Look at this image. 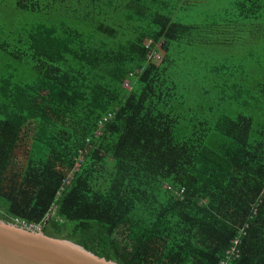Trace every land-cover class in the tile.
<instances>
[{"label": "trees", "instance_id": "16d2710c", "mask_svg": "<svg viewBox=\"0 0 264 264\" xmlns=\"http://www.w3.org/2000/svg\"><path fill=\"white\" fill-rule=\"evenodd\" d=\"M0 218L264 264V0H0Z\"/></svg>", "mask_w": 264, "mask_h": 264}, {"label": "water", "instance_id": "95a60500", "mask_svg": "<svg viewBox=\"0 0 264 264\" xmlns=\"http://www.w3.org/2000/svg\"><path fill=\"white\" fill-rule=\"evenodd\" d=\"M0 264L121 263L99 256L69 238L45 234L40 226L31 229L0 218Z\"/></svg>", "mask_w": 264, "mask_h": 264}, {"label": "built area", "instance_id": "2783aa9c", "mask_svg": "<svg viewBox=\"0 0 264 264\" xmlns=\"http://www.w3.org/2000/svg\"><path fill=\"white\" fill-rule=\"evenodd\" d=\"M17 223L24 224L31 229H38L39 228L38 224H27L25 221L19 220V219L17 220Z\"/></svg>", "mask_w": 264, "mask_h": 264}]
</instances>
